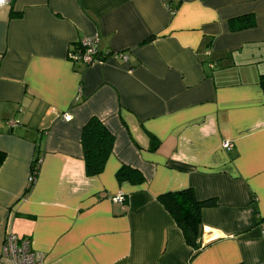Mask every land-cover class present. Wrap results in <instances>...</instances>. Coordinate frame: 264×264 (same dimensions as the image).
<instances>
[{"label":"crops","instance_id":"crops-1","mask_svg":"<svg viewBox=\"0 0 264 264\" xmlns=\"http://www.w3.org/2000/svg\"><path fill=\"white\" fill-rule=\"evenodd\" d=\"M94 34L108 55L71 62ZM262 75L264 0H11L0 9V258L10 230L44 264H264ZM92 116L114 142L87 176ZM122 165L145 180L118 181ZM186 187L216 200L192 259L157 200Z\"/></svg>","mask_w":264,"mask_h":264},{"label":"trees","instance_id":"trees-1","mask_svg":"<svg viewBox=\"0 0 264 264\" xmlns=\"http://www.w3.org/2000/svg\"><path fill=\"white\" fill-rule=\"evenodd\" d=\"M251 24V22H248ZM260 83H264V75L260 77ZM150 149L155 150L158 142L150 137ZM114 135L95 116L90 117L81 128L80 144L82 147L85 173L87 176L98 175L104 168L105 162L112 152ZM4 154L0 152V163ZM40 158L35 157L31 163V172L37 178ZM118 181L130 183H142L143 174L128 165H122L116 172ZM33 184L27 186L26 192ZM157 200L163 205L173 218L177 227L181 230L185 243L193 249L189 259H192L201 249L199 237L202 230L201 212L204 208L214 207V198L199 200L191 187L176 191H167L157 196ZM237 264H244L239 262Z\"/></svg>","mask_w":264,"mask_h":264},{"label":"built area","instance_id":"built-area-1","mask_svg":"<svg viewBox=\"0 0 264 264\" xmlns=\"http://www.w3.org/2000/svg\"><path fill=\"white\" fill-rule=\"evenodd\" d=\"M11 0H0V9L7 5ZM108 52L101 53L99 50V37L97 34L85 36L79 39L76 46L68 51V59L75 63L84 66H89L94 63H101L104 56ZM114 57H121L123 61L127 60V56L123 53H113ZM62 118L69 120L71 116L68 113H63ZM232 143L228 140L222 142V147L230 149ZM36 177L30 173L28 177V185L33 184ZM114 202H123L125 196L123 193H118L111 198ZM1 262L4 264H44L39 254L32 251L30 240L20 238L10 230H6L3 237Z\"/></svg>","mask_w":264,"mask_h":264}]
</instances>
